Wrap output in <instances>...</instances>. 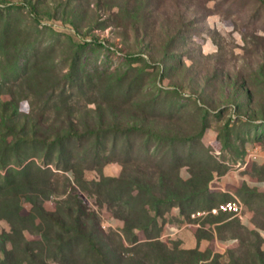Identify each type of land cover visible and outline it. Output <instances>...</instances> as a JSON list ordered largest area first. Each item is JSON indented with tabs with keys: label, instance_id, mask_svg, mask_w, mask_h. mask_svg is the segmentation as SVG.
Returning <instances> with one entry per match:
<instances>
[{
	"label": "trees",
	"instance_id": "obj_1",
	"mask_svg": "<svg viewBox=\"0 0 264 264\" xmlns=\"http://www.w3.org/2000/svg\"><path fill=\"white\" fill-rule=\"evenodd\" d=\"M23 6H0V86L27 82L35 89L37 83L45 88L37 92L39 96L51 92L44 99L35 96L39 103L29 114L20 112L18 101L0 99V134L5 137L0 142V168L5 169L0 177V214L10 211L17 215L12 230L0 235V264H194L196 249L185 250L175 243L169 246L161 234L174 207L180 209L182 218L191 219L192 211L216 205L218 194L209 189V183L214 172L224 173L231 167L230 162L212 165L198 152V145L203 146L201 136L210 124L203 102L188 95L189 100L195 98L191 100L194 118L201 121V128L192 135L191 128L181 126L184 121L192 123V108L185 110L189 104L182 102L184 93L178 84H164L166 65L155 82L150 80L149 70L133 74L132 68L111 77L108 69L86 70L75 79L79 66L74 60L70 72L56 78V63L48 50L29 56L38 40L18 17ZM29 9L34 8L30 5ZM35 19L38 21L37 16ZM39 32L37 26L35 33ZM178 39L179 35L172 37L167 50H174ZM126 57L131 65L143 59L142 53ZM176 68L168 69L174 72ZM74 95L85 97L87 104H105L108 111L100 108L102 112L92 122L83 120L68 106ZM236 103L237 111L241 104ZM67 107L65 115L59 113ZM53 110L58 115L51 123ZM232 126L225 124L226 150L238 144L239 133L233 137ZM258 131L257 137H264L263 126ZM235 152L232 162L238 161ZM114 161L123 166L121 175L101 173L90 183L93 187H88L83 169L101 171ZM183 167L188 169V178L181 174ZM61 171L73 176L82 190L96 193L100 197L97 203H102L101 197L107 204L119 203L116 216L124 221L123 228L106 231L98 213L68 190L70 182L60 185ZM255 194L264 197V192ZM52 196L58 198L57 207L48 211L43 203ZM24 201L31 204L27 214L22 213ZM229 214L222 212L212 220L217 223V237L240 240L238 249L227 252L228 264H264L260 235L264 221L255 218L256 228L250 229ZM25 229L41 233L42 247L26 240ZM43 240L46 246L55 244L54 262L44 258ZM20 252L21 259L17 257Z\"/></svg>",
	"mask_w": 264,
	"mask_h": 264
},
{
	"label": "rangeland",
	"instance_id": "obj_2",
	"mask_svg": "<svg viewBox=\"0 0 264 264\" xmlns=\"http://www.w3.org/2000/svg\"><path fill=\"white\" fill-rule=\"evenodd\" d=\"M13 3L24 5L18 17L38 40L29 56L48 50L52 63H56V78L69 73V65L74 60L79 66L75 79L86 70L108 69L112 72L111 77L122 76L132 68L133 74L149 70L152 73L150 80L155 82L163 70L162 66L166 65L164 84H178L184 93L182 102L189 104V109L185 110L192 108V123L184 121L182 129L191 128L194 135L201 128V121L194 118L195 103L191 101L197 98L208 110L206 113L210 114V124L201 136L203 146L198 145V152L212 165L231 164L224 173L214 172L209 183V189L218 194L215 204L238 200L243 206L241 217L236 215L241 222L247 215L255 228V218L264 221V197L255 194L264 192V137H257L261 126L264 131V0H0V6L4 7ZM26 5L34 9L30 11ZM141 5L144 7L141 8ZM37 26L40 30L38 34L35 33ZM180 30L181 33H178ZM177 35L176 48L167 50V43ZM139 53H142L143 59L131 65L126 56ZM172 65H177L174 72L168 69ZM28 84L1 85L0 99H14L18 101L20 112L32 113L38 105L36 103H39L35 96L44 99L51 91L39 96L37 92H43L45 88L36 83L34 89ZM76 90L74 88V94ZM188 95L195 98L189 100ZM83 98L74 95L68 105L83 120L92 122L102 112L100 108L108 111L107 105L87 104ZM236 102L241 104L238 112ZM67 109L61 108L59 113L65 115ZM187 114L185 112L184 115ZM49 115L52 123L58 114L53 110ZM236 120L238 122L234 123ZM226 123L233 124V137L239 133L238 144L230 150L224 149L223 143L228 134ZM2 138L5 137L0 134V142ZM234 152L239 157L238 161L232 162ZM101 169L102 172L99 169H83L88 187H93L90 183L99 179L101 173L105 176L121 175L123 166L114 161ZM3 171L5 169L0 168V177L4 175ZM67 174L60 172V185H69L70 182L68 190L77 193L98 213L106 231L123 228L124 221L116 216L121 209L119 203L107 204L103 197L102 203H97L100 197L96 193L82 190L75 178ZM181 174L188 178V169L183 167ZM57 199L56 196L46 199L43 207L48 211L55 210ZM30 209L31 204L24 201L22 213L27 214ZM215 216L206 215L196 220L184 217L181 220L168 215L167 222L192 220L200 228L214 229L217 226V223H212L217 218ZM16 218L17 215L10 211L0 214V235L12 230V222ZM139 234L141 238L145 237L143 232ZM201 234L211 236L209 231ZM260 235L264 239V229H261ZM24 237L33 246L42 247L39 243L43 238L37 229H25ZM174 237L161 240L169 246L178 245ZM235 239L234 245L227 248L224 254H216L211 262L203 264H228L227 252L240 246V240ZM45 243L43 240V245ZM53 245L43 246L44 258L49 262H54ZM261 248L264 250V241ZM210 253V247L204 252H196L194 264H200L199 260L207 258ZM21 255L20 252L17 257L23 258Z\"/></svg>",
	"mask_w": 264,
	"mask_h": 264
},
{
	"label": "crops",
	"instance_id": "obj_3",
	"mask_svg": "<svg viewBox=\"0 0 264 264\" xmlns=\"http://www.w3.org/2000/svg\"><path fill=\"white\" fill-rule=\"evenodd\" d=\"M171 217L173 216L174 218H178L182 220V217L180 216V212L173 208L170 212ZM196 220V219H192ZM182 222V223H177L175 220L171 221L177 224L180 227V231L175 235L174 241L178 242L180 248L185 249V250H192L196 249L199 252H204L207 247L211 248V253L207 258L205 259H200L199 263L203 264L204 263H209L211 262L216 254H224L226 249L233 246V244L226 246V242L235 239V238H227V239H220L217 237V233L215 231V228H200L201 226L199 224H196V222ZM242 223L244 226L254 229L255 226L250 218V216H245L242 218ZM202 230L201 232L204 231H209L211 233L210 237H206L202 234L198 236V231ZM163 232V230H162ZM162 236V234H161ZM162 240H167L168 238H161ZM173 241V242H174ZM175 264H192V263H185V262H177Z\"/></svg>",
	"mask_w": 264,
	"mask_h": 264
},
{
	"label": "built area",
	"instance_id": "obj_4",
	"mask_svg": "<svg viewBox=\"0 0 264 264\" xmlns=\"http://www.w3.org/2000/svg\"><path fill=\"white\" fill-rule=\"evenodd\" d=\"M178 211V207H174ZM232 213L241 217L243 212V206L238 200H227L225 202L219 203L218 205L212 206L208 209H198L190 213L191 219L203 218L206 215H217L220 213ZM180 231V227L175 223L166 222L163 227V232L161 238H171L174 237ZM236 242V239H232L226 242V246H229Z\"/></svg>",
	"mask_w": 264,
	"mask_h": 264
}]
</instances>
